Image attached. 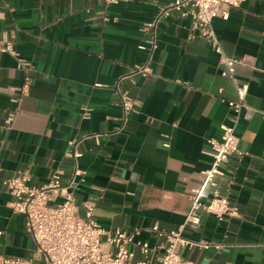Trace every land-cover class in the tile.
Masks as SVG:
<instances>
[{"label": "crops", "instance_id": "0c3cea01", "mask_svg": "<svg viewBox=\"0 0 264 264\" xmlns=\"http://www.w3.org/2000/svg\"><path fill=\"white\" fill-rule=\"evenodd\" d=\"M167 3L0 0V41L17 54L0 52V256L38 259L5 181L27 174L41 187L63 171L66 183L78 151L80 216L93 205L103 230L135 234V261L143 259L137 244L148 243L157 264L168 243L153 228L185 223L212 164L209 142L235 122L238 84L247 86L236 124L244 155L230 158L222 180L238 214L224 222L205 215L183 235L210 248L180 253L194 264H264V0H243L214 21L220 51L189 38L190 18L173 13L159 23L151 74L120 83L134 102L121 130L117 83L148 61L144 27ZM225 58L244 61L235 81L223 76Z\"/></svg>", "mask_w": 264, "mask_h": 264}, {"label": "built area", "instance_id": "2783aa9c", "mask_svg": "<svg viewBox=\"0 0 264 264\" xmlns=\"http://www.w3.org/2000/svg\"><path fill=\"white\" fill-rule=\"evenodd\" d=\"M132 0H102L106 6H117ZM156 2L158 0H149ZM243 0H168L159 9L152 22L147 23L144 31L150 34L146 45L140 49L149 53V59L143 66L133 69L130 74L122 77L116 86L120 97L123 114V125L128 123L129 116L134 111V102L127 91L120 90V83L133 75L147 77L151 74L150 60L157 49V28L159 23L178 13L183 18H190L191 31L189 38L207 40L213 48L220 51V43L213 23L216 19L227 20L231 11L237 8ZM0 52L17 56L11 44L0 41ZM244 64L243 60L225 58L223 61V76H229L234 81L235 67ZM30 64L20 61V68ZM237 85L239 101L231 103L230 107L236 114L235 122L229 126H221L220 140H210V156L212 164L205 173V181L200 190L192 195V208L185 223L173 232L161 231L157 226L153 231L160 238L166 239L168 245L165 252L158 258L157 264H194L185 260L181 249H209L207 242L200 243L186 238L183 234L186 228L197 230L205 215L214 216L224 222L237 216L238 208L231 204L229 188L224 190L222 180L225 177V165L234 155L243 157L236 135V124L243 108V100L247 94V86ZM87 115V114H86ZM10 115L9 123L13 120ZM74 144V143H73ZM72 144V145H73ZM169 147V144H165ZM74 162L69 180L64 183L63 171L53 174L50 181L41 187L31 186L29 176H16L5 181L7 192L14 198L10 207L16 214L26 219L27 232L36 244L38 259L8 258L0 256V264H153L150 262L152 249L148 243H139L143 259L135 261L131 250L135 234L122 231L109 233L103 230L95 220V208L85 204V215L80 216V207L74 191L82 182L85 173L79 168L78 161L82 154L74 151L70 155ZM207 192L209 194L207 195ZM155 264V263H154Z\"/></svg>", "mask_w": 264, "mask_h": 264}]
</instances>
